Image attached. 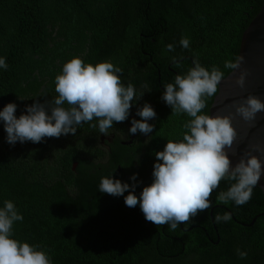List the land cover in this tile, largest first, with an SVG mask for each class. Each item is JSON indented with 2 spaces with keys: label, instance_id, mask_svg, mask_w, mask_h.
<instances>
[{
  "label": "trees",
  "instance_id": "obj_1",
  "mask_svg": "<svg viewBox=\"0 0 264 264\" xmlns=\"http://www.w3.org/2000/svg\"><path fill=\"white\" fill-rule=\"evenodd\" d=\"M263 1L0 0V58L8 65L0 68V110L15 103L18 118L36 100H53L55 76L72 57L93 65L107 61L121 69L122 84L131 83L138 100L154 104L158 146L179 141L190 117L171 114L161 98L163 86L186 74L194 58L226 77L232 69L224 63L235 61L241 36ZM182 37L188 49L181 47ZM168 44L175 50L168 51ZM213 98H206L201 114H208ZM75 136L9 145L0 121V208L10 200L23 216L13 223L12 238L39 246L51 264H264V216L247 226L264 212L258 186L247 203L224 204L217 195L233 182L222 180L206 212L175 230L155 226L139 204L130 208L124 196L98 191L101 178L113 171L88 160L93 148ZM156 162L151 150L136 174L137 197L151 184ZM225 212L231 219L216 222Z\"/></svg>",
  "mask_w": 264,
  "mask_h": 264
},
{
  "label": "clouds",
  "instance_id": "obj_2",
  "mask_svg": "<svg viewBox=\"0 0 264 264\" xmlns=\"http://www.w3.org/2000/svg\"><path fill=\"white\" fill-rule=\"evenodd\" d=\"M184 49L189 48V40L182 37L179 41ZM168 51H174V45H166ZM174 63L176 57L171 58ZM243 61L237 56L235 61L226 60L224 67L236 69ZM193 67L186 74H177L174 83L164 85L162 100L171 107V114H186L190 117L183 127L186 131L179 141L168 140L162 151L155 153L156 160L152 171V182L144 186L139 197L134 194L136 184L122 183L119 179L102 177L98 191L111 196H124L128 207L139 208L146 221L155 226L168 224L175 230L178 224L187 223L200 212L212 207L211 196L219 188L222 180L233 183L226 191L217 195V200L236 205L247 203L261 179L262 162L245 151L232 165L226 149H232L236 140V130L227 115L201 114L207 107L206 98L213 97L218 91V84L224 78L215 65L211 70L201 66L198 59H193ZM4 58H0V68L7 69ZM121 69L110 62H98L95 65L85 63L79 57H72L62 65L55 76V92L58 94L51 101L41 103L36 100L26 106V114L15 115L17 105L7 103L0 110L6 142L14 145L17 141L40 143L45 137L59 138L71 133L76 135L77 126L94 119L91 124L107 136L113 122H124L129 117V110L136 99L134 86L121 82ZM245 73L237 78L236 84L244 86ZM142 96V94H141ZM140 96V97H141ZM67 105V107H65ZM235 113L244 121L256 119L258 112L264 111V103L253 95L240 102H233ZM140 120L132 119L129 133L149 134L154 125L147 123L155 119L153 108L145 103L136 112ZM260 151L259 147H255ZM130 179L136 181L134 173ZM127 192V195L124 193ZM216 222L228 221L231 214H217ZM12 201H4L0 208V264H51L48 255L39 250V246L30 245L13 237V223L22 221ZM241 258L247 253L238 250Z\"/></svg>",
  "mask_w": 264,
  "mask_h": 264
},
{
  "label": "water",
  "instance_id": "obj_3",
  "mask_svg": "<svg viewBox=\"0 0 264 264\" xmlns=\"http://www.w3.org/2000/svg\"><path fill=\"white\" fill-rule=\"evenodd\" d=\"M237 56H242L243 61L238 68L232 69L219 82L218 91L209 107L208 114L227 115L231 118L237 136L232 149H226V152L233 166L243 153L248 151L261 160L262 169H264V111L258 112L254 121L246 122L235 113V108L232 106L233 102L238 103L249 95L258 97L264 103V1L241 36ZM241 73H245L242 88L236 84ZM256 146L260 151L255 150ZM72 170H75V164ZM257 186L264 197V172ZM259 216H264V212L253 218L247 226H251Z\"/></svg>",
  "mask_w": 264,
  "mask_h": 264
},
{
  "label": "flooded vegetation",
  "instance_id": "obj_4",
  "mask_svg": "<svg viewBox=\"0 0 264 264\" xmlns=\"http://www.w3.org/2000/svg\"><path fill=\"white\" fill-rule=\"evenodd\" d=\"M145 103L154 108V104L151 101L134 99L129 110L128 119L124 122H113V127L108 130L109 134L107 136L100 133L98 127L92 128V122L80 124L77 131L78 134L75 136L76 140L86 141L87 145L93 148L91 156L87 157L88 160L99 164L100 167L110 168L113 171L111 174L112 178L119 179L122 183L136 184L137 180L132 181L130 177L134 173L137 174L143 166L148 164L151 150H154L155 154L158 147L162 145L158 146L154 140L155 119L147 121V123L154 125L151 133L147 135L139 131L135 134L129 133L131 120L141 119V117L136 115V112ZM163 140L166 141L164 135ZM163 148L161 147V150ZM74 164L76 169L78 162L72 163V167ZM210 214H212V211H210Z\"/></svg>",
  "mask_w": 264,
  "mask_h": 264
}]
</instances>
